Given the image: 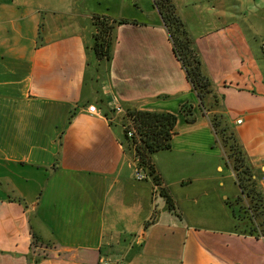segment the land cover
Listing matches in <instances>:
<instances>
[{
  "label": "crops",
  "instance_id": "1",
  "mask_svg": "<svg viewBox=\"0 0 264 264\" xmlns=\"http://www.w3.org/2000/svg\"><path fill=\"white\" fill-rule=\"evenodd\" d=\"M172 1L264 196V74L234 18L264 0ZM116 3L0 0V264H264L263 238L232 217L184 225L159 195L180 206L190 179L233 173L156 9L126 20ZM94 16L126 21L109 60L91 49ZM116 107L176 115L170 149L151 157L159 185L136 179Z\"/></svg>",
  "mask_w": 264,
  "mask_h": 264
},
{
  "label": "trees",
  "instance_id": "2",
  "mask_svg": "<svg viewBox=\"0 0 264 264\" xmlns=\"http://www.w3.org/2000/svg\"><path fill=\"white\" fill-rule=\"evenodd\" d=\"M152 2L166 29L174 56L184 70L186 79L196 94L202 110L208 114L216 142L223 150L224 161L233 173L238 193L233 199L226 200L225 205L230 211L234 227L238 234L264 240V196L253 177L234 129L219 110L220 97L214 92L213 84L203 70L200 56L173 1L152 0ZM125 22V20L112 21L104 16L93 17L94 33L91 49L96 59H111L115 43V25ZM180 113L184 115L187 122L194 121L190 104H182ZM124 117L130 122V127L122 124L127 149L137 160V167L145 170L155 185H159L151 157L158 151L170 149L176 115L125 107ZM129 128L134 130L133 138L127 137ZM159 195L164 198L168 210L176 213L171 196L164 190H159ZM153 219L154 216L150 221ZM241 222L247 229H238L237 225Z\"/></svg>",
  "mask_w": 264,
  "mask_h": 264
},
{
  "label": "rangeland",
  "instance_id": "3",
  "mask_svg": "<svg viewBox=\"0 0 264 264\" xmlns=\"http://www.w3.org/2000/svg\"><path fill=\"white\" fill-rule=\"evenodd\" d=\"M90 1L94 3L96 1L104 2L105 0ZM211 2H213L214 6L218 5L217 1L211 0ZM111 3L115 4L116 0H111ZM116 5H123L125 9L122 12V15L125 16L123 18H126V20L132 18L140 22H145L149 19L150 16L147 14L149 10H155L152 0H117ZM234 18L240 22L243 32L253 46L264 74V53L260 50V43L264 38V8L256 9L254 12H247L242 16L235 15ZM118 118L121 124L125 127H130V122L124 117V111L118 114ZM221 167L222 171H213L212 174L215 177H219L218 180L197 182L190 179L191 181H187V187L178 188L177 193L188 197V200L185 199L184 202H181L182 205L175 206L176 218L179 223L214 228H225L229 225L231 215L222 198L224 196L231 198L237 192V187L224 163H221ZM147 180L152 182L150 177H147ZM158 207L159 205L157 209ZM237 226L240 230L247 229V227L242 225V222L241 224L238 223Z\"/></svg>",
  "mask_w": 264,
  "mask_h": 264
},
{
  "label": "built area",
  "instance_id": "4",
  "mask_svg": "<svg viewBox=\"0 0 264 264\" xmlns=\"http://www.w3.org/2000/svg\"><path fill=\"white\" fill-rule=\"evenodd\" d=\"M260 50L264 53V38L262 39V41L260 43ZM114 110H115V112L117 114H120V113L123 112L120 107H116ZM87 111L89 113H92V114H96L98 112V110L96 109L95 105H89L87 107ZM236 123L239 124L240 120H237ZM127 137L128 138H133L134 137V130L132 128L128 129ZM135 161L137 163V160H135ZM135 176H136V179L139 180V181L146 180L147 177H149L147 175V173L144 172L143 169H140L137 166H136V170H135ZM97 264H121V263H119L118 261H113V260L100 259Z\"/></svg>",
  "mask_w": 264,
  "mask_h": 264
}]
</instances>
